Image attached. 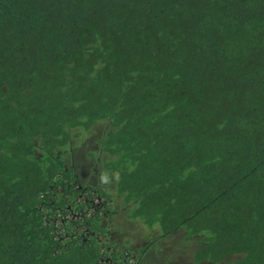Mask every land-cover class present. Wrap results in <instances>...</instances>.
Masks as SVG:
<instances>
[{
    "label": "trees",
    "instance_id": "obj_1",
    "mask_svg": "<svg viewBox=\"0 0 264 264\" xmlns=\"http://www.w3.org/2000/svg\"><path fill=\"white\" fill-rule=\"evenodd\" d=\"M103 122L115 195L65 159ZM120 208L264 264V0H0V264H140Z\"/></svg>",
    "mask_w": 264,
    "mask_h": 264
},
{
    "label": "rangeland",
    "instance_id": "obj_2",
    "mask_svg": "<svg viewBox=\"0 0 264 264\" xmlns=\"http://www.w3.org/2000/svg\"><path fill=\"white\" fill-rule=\"evenodd\" d=\"M106 130L107 124L103 122L87 132L75 131L76 137L72 142V146L65 151V159L69 164L72 163L77 166L80 182L83 185L96 186L102 190L109 188L108 190L115 195V186L108 185L105 181L100 180L95 172L96 163L101 162L104 157L99 150V141ZM117 213L112 220V223H115L118 229L117 238L120 239V244L123 241L124 243L130 241L128 250L130 253L139 254V257L143 260L140 264H196L193 260V254L199 248V238L186 242L185 233L181 230L164 241H158L153 247L142 253V249L150 241L157 240V235L161 236L160 228L156 226L151 229L141 220L127 219L128 208H120ZM124 247L127 249L125 244ZM130 264L138 263L136 261Z\"/></svg>",
    "mask_w": 264,
    "mask_h": 264
}]
</instances>
